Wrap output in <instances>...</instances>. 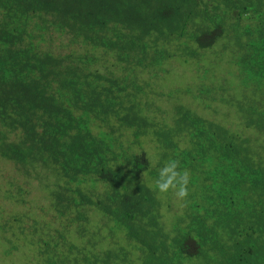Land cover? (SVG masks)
Listing matches in <instances>:
<instances>
[{"label": "trees", "instance_id": "1", "mask_svg": "<svg viewBox=\"0 0 264 264\" xmlns=\"http://www.w3.org/2000/svg\"><path fill=\"white\" fill-rule=\"evenodd\" d=\"M222 6L217 0H0V26L7 27V31H0V62H8L16 69L31 63L32 52L25 45L24 35L31 21L29 15L40 13L52 14L60 32H74L95 48L103 47L109 52L116 48L118 56L121 50L128 57L138 49L136 64L143 65V69L158 67L166 58L196 59L195 50L203 52L211 48L224 35L222 18L228 13L229 5L223 1ZM251 8L258 18V28L249 27L247 32H257V40L264 42V0H256ZM218 11H222L221 18H218ZM163 21L167 22L163 33L167 37L161 41L174 45L172 50L162 49V42V45L157 44L158 41L148 43L155 26ZM108 36L115 39L113 45L107 44ZM256 51L264 56V43L251 52ZM253 62L255 66H263L261 62ZM34 67L40 72L30 76L16 92L11 91L13 68H7V77L0 81V122L10 124L18 109L23 110L21 113L45 118L54 126L56 124L61 134L62 147L71 160L67 162L69 169L64 167L63 174L71 183L78 185L77 181L89 177L92 181L114 184L117 170L109 167L98 154L89 129L91 115L101 105L102 96H108L99 74H83L79 69L78 75L71 70L70 74L52 82L50 75L53 76V72L49 73L42 64ZM248 82L264 87V67L249 74ZM3 84H7L5 96ZM114 85L116 89L123 88L116 81ZM238 107L245 116L242 121L246 126L264 132V108L255 109L243 104ZM172 128L175 141L169 148L165 149L166 144L157 139L164 169L166 165L171 169L166 176L171 183L165 180L162 183L174 184L173 188L186 193L183 196L185 218L189 220L186 234L192 241L193 257L198 264H247L257 245L262 244L256 256L264 264V158L259 159L253 151V138L235 133L230 136L220 124L196 119L182 107L177 108L175 122L166 130ZM47 129L43 144H51L48 149H52L58 143ZM158 136L163 138L161 134ZM185 138L189 148L182 145ZM6 149L7 157L23 163L43 160V153L48 150L38 151L23 142ZM136 159L146 164L144 156ZM201 179L208 190L197 195L195 191ZM135 188L145 193L141 186ZM190 190H193L192 194ZM116 194L109 195L106 201L71 197L67 211H73L78 233L87 231L79 227L81 222H92L89 213L94 208L115 229L133 231L134 239L147 253L140 264H167L169 253L182 246L185 234L170 243L166 239L159 240V207L142 208L139 217L133 221L142 206V199L134 196L115 207ZM216 202L223 209L219 211ZM63 239L58 232L51 241L41 242L37 249L39 264H61L66 257L62 252L57 254L67 243ZM92 257L90 264H110V261L112 264H137L116 259L113 255L108 257V254L96 253ZM78 261L75 259L72 264Z\"/></svg>", "mask_w": 264, "mask_h": 264}, {"label": "clouds", "instance_id": "2", "mask_svg": "<svg viewBox=\"0 0 264 264\" xmlns=\"http://www.w3.org/2000/svg\"><path fill=\"white\" fill-rule=\"evenodd\" d=\"M223 1H226L227 5L230 7H228V13L222 18L224 35L211 46V48L203 52L195 50L197 53L196 59L166 58L163 60L162 65L151 69H143V65L136 64L138 49H136L135 52L129 53V57L120 50V55L118 56L116 48H114V52H109L104 50L103 47L95 48L89 43H86L81 36H77L74 32H60L55 25V17L50 13L29 15L31 16V21L26 27L27 33L24 35V40L25 45L29 48V51L32 52V61L30 64L21 66L19 69L12 67L8 62H0V81L4 76L7 77V68H13V73L15 75L11 78V91L16 92L30 76H34L35 73L40 72L35 70L34 65L36 64H42L49 73H54L53 76L50 75L52 82L63 75L70 74L71 70H75L78 75L79 69L82 70L83 74H88L90 72L98 73V77L101 78L100 83L104 87V91L108 93V96H102L100 101L101 105L98 106L91 115L92 120L89 127L91 141L98 154L105 159L106 164L112 169L117 170V178L114 184L92 181L89 177L85 180L77 181L78 185L71 183L63 174L64 167L69 169L67 162H71V160L62 147L61 134L56 124L54 126L45 118H37L34 114L21 113L23 110L20 109H18V112H14L10 124L3 125L0 122V159L10 163L12 166L13 164L17 166L16 170L20 174H16L23 178L25 184L35 177L41 178L42 174H46L49 178L48 183H45L44 186L35 190L44 193L42 189L44 187L49 188L48 194H44L46 202L47 198H49L48 208L52 212L47 213V215L52 220L59 221V228L54 231L53 234L45 235L41 232V228L38 230L36 229V223L28 224V222H25L23 216L17 218L13 217V222L9 220L10 217H7L8 214L4 216L5 224L10 222L7 224L10 228H12L13 225H21L17 230V232H20L18 235L23 236L28 233V235L32 237L33 243L28 244L29 246L26 244V246L34 251V255L31 257L34 264H39L41 262L37 255L38 246H40L41 242L44 240L51 241L53 238L57 237L58 232L63 235L66 239L63 240L67 242L57 254L59 255L60 252H62L66 257L61 261V264H72V261L75 259H79L76 264H90V261L94 259L92 255L96 253L100 255L108 254V257L113 255L116 259H122L131 263L134 261L140 264L147 256V253L142 245L134 239L133 231L129 230L126 232L123 229H115L111 224H107V218L102 216V214L94 208H91L90 213H96L97 215L92 214L90 217L89 213L91 221L96 222L95 218L99 216V218L107 224L103 232L110 231L113 233L118 241L116 245L114 247L109 246L106 239L93 228L92 222H89V224L81 222L83 224L79 227L80 230L84 228L87 230L86 226H90L91 232L88 234L87 231L78 233L77 228L75 237H69L71 231L68 230L72 228V225H75L73 211H67L71 197L77 200L79 196L92 201H95L97 198H102L106 201L107 197L114 193H118L114 198L115 207L126 203L134 196H139L142 199V206L133 221L139 217L142 208L145 209L149 206L155 208L159 207V240L166 239L167 243H170L171 240L178 238L181 234H185L182 246L175 248L169 253L167 264H198L193 257L192 241L187 236V225L189 224V220L185 218V210L170 218L166 217L163 213L165 203L169 201L171 196L178 192L179 189L173 188L174 184L168 185V183H171V180L167 178V172L171 171V169L166 168L167 165L164 169L163 156L161 155L162 151L157 148V139L166 144L165 149L169 148L173 144V141H175L174 128L168 131L166 129L174 124L178 107L176 106L177 108L175 107L176 109L172 112L170 123H157L154 120L151 121L146 115V108L136 101L135 95L128 92L130 85L138 88L135 81H130L128 76H122L118 70L120 68L123 71L130 68H132V71L141 69L148 72L151 78L158 79L168 74L165 65L169 60L182 61L184 64L197 62L199 64L198 66H200L199 58H201L205 52L211 51L223 42L221 45L223 49L221 53L223 54L217 57V59L222 57L227 65L233 67L232 69L237 79L232 85L229 84L227 80L228 70L221 65L219 70L223 71V77L218 84L209 80L211 82L210 85L201 84L199 88H194V92L192 93L191 87L181 86L183 89L176 90L175 92H170L169 90L171 89H169L168 91H160V94L173 96L185 93L194 99H204L205 101L208 100V98L216 100L213 96L218 97L222 104L227 105V107L235 111L243 129L247 128V130L251 132L252 135H250L249 138H253V135H255L259 147H255L254 139L251 144L253 151L257 153V157L262 160V158H264V132L246 126L242 121V118L244 119L245 116L238 107L239 104H243L245 107H253L255 109L263 110L264 108V87H260L256 82H252L251 84L248 82L249 74H254L264 67V60L262 59L264 56L257 51L253 54L251 52L255 47L263 46L264 42L257 40V32L251 34L247 32L249 27H252L253 30H257L258 28V18L255 17L251 8V5L255 3L256 0H217L219 6L222 8ZM233 4L235 5L233 6ZM221 14L222 11H218V18H221ZM166 23L167 22L163 21L155 26L148 43L154 44L158 41L157 44L162 45L163 43L165 46H163L162 49L166 48L172 50L174 45L166 41H161V39L167 37V35L163 36ZM255 23H257V26ZM0 31H7V27L1 24ZM62 38H65L66 41L62 40ZM53 39L58 40L61 45H70L73 49L67 52L54 49L51 46V40ZM107 40L108 45H113L115 41L111 36H108ZM183 40H187V38ZM188 52L189 51H187V53ZM101 61H106L107 63L112 61L116 64V70L111 71L109 77L95 70V66ZM253 61L261 62L263 66H255ZM209 63V66L203 67L205 71H207L206 69L209 71V68L212 69V72L208 74L207 78L209 75H215L214 68H219V66L216 65V61H214V65L210 61ZM115 81L119 87L123 88L120 90L116 89L114 85ZM90 82L93 83L92 80ZM243 84L247 85L248 89L245 88ZM3 86V96H5L7 94V84H3ZM233 87H235L237 94L236 98L230 99V90ZM179 107L184 108L186 112H189L196 119L213 121L220 124L228 130L230 136L235 133L246 138L243 132L237 133L224 124L217 122L216 119H205L193 113L191 110L189 111L188 107ZM158 117L161 122H163L161 116L158 115ZM45 128H48L46 130L47 133H51L54 136V142L58 143V146L52 149H48L51 144L44 146L43 138L45 137ZM159 134L163 135V138H160L158 136ZM21 142L38 151L48 149L43 153L44 159L23 163L15 161L7 157V154H4L5 151H7L6 147L17 146ZM145 142L151 143L154 154L150 155V152L148 153L144 150L143 145ZM182 145L187 148L190 147L187 138H185ZM143 156L146 162L145 165L142 163V160L136 159V157L143 158ZM164 180L168 183L163 184L162 182ZM136 185L141 186L145 193H141L136 189ZM13 186V182L9 184V188ZM9 188L7 189V203H9V200H14L16 198V195L12 194ZM166 190L170 192V196L167 199L161 198L160 192ZM206 190L208 189L206 188ZM220 191L225 192L222 188H220ZM185 194L183 190L179 193L181 196ZM239 194L240 193L237 195ZM219 209L223 208L219 205ZM17 211H20V209ZM64 229L68 231L66 235L62 233ZM202 235L204 236L203 233ZM59 242H62V240H59ZM7 244L11 247L7 250L8 254L18 253L20 250L19 248H13L17 246L20 247V245L12 244L9 239ZM260 246L259 244L257 245V248L252 252L247 264H261L256 256L260 251ZM110 264H112L111 261Z\"/></svg>", "mask_w": 264, "mask_h": 264}, {"label": "rangeland", "instance_id": "3", "mask_svg": "<svg viewBox=\"0 0 264 264\" xmlns=\"http://www.w3.org/2000/svg\"><path fill=\"white\" fill-rule=\"evenodd\" d=\"M243 28L245 29L244 26ZM62 40L66 41L65 38H62ZM222 43H220L211 51L205 52L203 56L199 58V63L201 64L200 66H198L199 64L197 62L184 64L182 61L169 60L165 65V68L168 70V74L158 79L151 78L148 72L141 69L132 71V68H130L124 72L120 68L118 71L122 76H128L130 81H135L138 88L130 85L128 92L132 95H135L136 101L141 106L146 108V115L150 118L151 121L154 120L157 123H170L173 114L172 112L174 111V109L179 106H185L189 108V111L191 110L193 113L200 115L205 119H216L217 122L224 124L237 133L243 132V134L249 138V136L252 135L251 132L247 130V128L243 129L239 117L235 113V111L230 107H227V105L222 104L219 98L216 96L212 95L216 98V100H211L208 98V100L205 101L204 99H194L190 95H187L185 93L173 96L160 94V91H168L169 89H171L169 90L170 92H175L176 90L183 89V87L186 86L191 87L192 93L194 92V88H199L201 84L210 85V81L218 84L220 79L223 77V71L219 70L221 65L223 66V68L228 70L227 80L228 83L232 85L237 79L235 72L232 69L233 67L227 65L226 62L223 61L222 57L217 59V57H220L223 54L221 53L223 50L221 48ZM51 46L54 49L62 52H67L73 49V47L70 45L64 46L59 44L58 40L56 39L51 40ZM209 61L212 62L213 65L214 61H216V65L219 66V68H214L215 75H209V77L207 78L208 74L212 72V69L209 68V71L208 69H206L207 71H205L203 67L209 66ZM116 67V64L112 61L109 63H107L106 61H101V63L95 66V70L99 71V73L103 75H108L109 77V73L113 70H116ZM105 68L109 72L106 71ZM230 91L231 95L229 98H236L237 91L235 87L231 88ZM158 115L161 116L163 122H161ZM255 138V135H253L255 147L258 148L259 144ZM143 147L144 150H146L148 153L150 152V155L154 154L153 146L151 145V143L145 142ZM16 168L17 166H15L14 164L12 166L10 163L0 159V264H34V261H32L31 258L34 255V251L26 246V244L28 245L30 243H33L32 237L28 235V233L24 234L23 236L18 235V233L20 232H17V230L18 227H21V225H13L12 228H10V226L7 225L10 222L5 224L4 216L8 214L7 217H10L9 220L11 222H13V217L17 218L23 216L25 222H28V224L36 223V229L38 230L39 228H41V232L45 235L53 234V232L59 228V221H54L47 215V213L52 212L48 208L49 198H47L46 202L45 197V194H48L49 188L44 187L42 189L45 194L35 190L41 188L45 183L49 182L48 176L46 174H42L41 178L35 177L25 184L23 178L18 175L20 173L17 172ZM12 182L14 186L12 188H9V184ZM8 188L9 190H11L12 194L16 195V198L14 200H9V203H7ZM190 192L192 194L193 190H190ZM195 192L197 195H203L206 192L205 184L202 183V179L199 187ZM179 193V191L176 192L171 196L170 200L165 203L163 213L168 218L185 210V204L183 203L185 202V199L183 198V196L179 195ZM169 196L170 192L167 190L160 192L161 198L167 199ZM19 209L20 211H17ZM218 210L220 211L219 208ZM92 214L97 215L96 213H90V217L92 216ZM95 220L96 222H92L93 228L106 239V242L109 246L114 247L118 242L117 238L110 231L103 232L107 227V224H105V222H103L99 218V216H96ZM74 226L75 225H72V228L68 230L71 231L69 234L70 238H73L76 235L75 231L77 229V226ZM86 228L87 234L91 232L90 226H86ZM68 231L67 229H64L62 233L66 235ZM8 239L11 240L12 244L20 245V247H13L15 249H20L18 253H7V250L11 248L7 244Z\"/></svg>", "mask_w": 264, "mask_h": 264}, {"label": "bare ground", "instance_id": "4", "mask_svg": "<svg viewBox=\"0 0 264 264\" xmlns=\"http://www.w3.org/2000/svg\"><path fill=\"white\" fill-rule=\"evenodd\" d=\"M127 34V33H126ZM128 39V38H127ZM101 63V62H100ZM113 65V64H112ZM112 65H110V66H112ZM101 68V67H100ZM111 68H113V67H111ZM105 70H106V68H105ZM106 71H108V70H106ZM103 72H105V71H103ZM109 72V71H108ZM125 72V71H124ZM110 74V73H109ZM108 76V75H107ZM251 79V78H250ZM257 80V79H256ZM180 123V122H179ZM195 128V127H194ZM238 136V135H237ZM221 150V149H220ZM79 162V161H78ZM82 163V162H81ZM83 164V163H82ZM95 164V163H94ZM44 212V211H43ZM42 212V213H43ZM54 222V221H53ZM45 227V226H44ZM47 227V226H46ZM48 229V228H47Z\"/></svg>", "mask_w": 264, "mask_h": 264}]
</instances>
